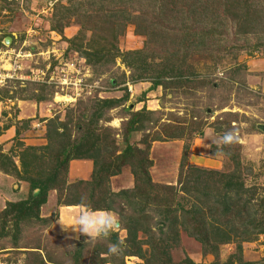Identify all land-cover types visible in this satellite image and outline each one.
I'll return each instance as SVG.
<instances>
[{
    "label": "trees",
    "instance_id": "16d2710c",
    "mask_svg": "<svg viewBox=\"0 0 264 264\" xmlns=\"http://www.w3.org/2000/svg\"><path fill=\"white\" fill-rule=\"evenodd\" d=\"M52 9L49 29L60 34L67 49L83 57L91 72L87 79L99 78L106 88L121 83L122 93L116 97L95 94L84 101L78 97L73 104L65 106L62 114L53 112L49 117H42L44 143L17 142V163L12 159L14 153L0 149V170L27 182L26 196L6 201L0 210V236L6 234V224L15 232V238H11L18 240L23 222H51L52 215L41 216L39 207L48 191L54 189L57 205L107 209L119 217L124 236L120 238L114 230L108 238L96 240L90 248L94 261L88 264H125V255L140 259L132 264H264V257L246 260L241 256L243 242L256 240L263 234L264 243V185L247 182L252 172L250 164L241 156V144L221 148L218 143H211L209 153L226 159L224 167L217 168L188 163L186 141L182 144L176 183L158 182L148 168L150 142L183 138L185 134L188 138L192 134L201 135V122L195 121V115L191 114L189 125H172L171 130L163 127L160 131L156 126L165 121L159 122L160 116L154 109L141 105L132 110V104L123 105L128 95L126 81H149L136 100L158 85L163 94L166 88H171L194 97L205 87L212 94L219 81L217 75L223 73L241 85L242 79L236 74L244 67L243 63L234 59L226 67L221 60L232 46L228 40L243 37L246 41L251 34L255 40L237 50L250 54L264 47V0H67V3L55 1ZM70 23H75L77 28L67 37L62 30ZM127 24L143 36L140 47L119 48L118 37ZM236 51L232 58H236ZM116 60L127 73L120 70L118 78L109 76L101 81L97 73L117 67ZM26 83L35 84L36 91L15 95V91L0 87V99L40 101L51 94V85ZM23 87L17 89L22 91ZM119 105L127 113L120 123L124 141L121 147L115 140L117 132L105 123L111 117L108 110ZM220 114L209 123L219 137L234 129L231 122L236 121L230 118L235 115L231 111ZM30 120H16L22 122V127L14 125L15 138ZM135 130L142 132L141 147L128 142L129 133ZM73 158L90 160L88 178L66 182L67 164ZM123 165L129 168L132 184L113 189L109 177L118 174ZM180 231L195 241L201 255L209 254L212 258L199 263L183 253L177 260L172 259L171 250L180 246ZM228 242L233 243L234 249L221 260L219 245ZM117 243H120L119 253L109 254V247ZM86 245L83 240H75L70 251L71 264L87 263L80 259ZM32 247L22 251L31 255V264H57L46 251L38 250L39 246Z\"/></svg>",
    "mask_w": 264,
    "mask_h": 264
},
{
    "label": "rangeland",
    "instance_id": "374dc122",
    "mask_svg": "<svg viewBox=\"0 0 264 264\" xmlns=\"http://www.w3.org/2000/svg\"><path fill=\"white\" fill-rule=\"evenodd\" d=\"M55 1L67 3V0H0V4L3 5L2 9H0V35L2 33V35H4L0 40V71H5L4 76H1L0 79V87H6L9 92L15 91V95H18L19 92L24 94L28 90L36 91L34 89L36 88L35 84L33 85L26 82L31 81L37 84L44 83L38 76L39 70L44 68V66L46 67L47 63L50 64V62L47 61H55L50 64L51 68H53L57 65V62L59 63V61H61L60 59H72L75 60L73 63L76 66L84 65L87 68L88 75L91 73L85 62L83 63V57L79 56L77 52L67 49V44L61 38L60 34L49 29V18ZM67 26H71L72 29H74L73 33L77 28L75 23H70ZM7 33H10L12 36V41H10L11 36ZM20 35H22V37H20ZM5 36L9 38L5 40ZM255 38V35L249 34L245 38L246 41L243 40V37L228 40V45L232 46L229 47L230 49L221 60L226 67L231 65L234 59L237 62L243 63L244 67H241L236 74L238 79H242V82H240L241 85L236 81L229 80L224 73H219L220 75H217L218 77H216V79L220 82L218 81V84L213 87L211 90L212 94H208L207 87L196 92L194 97L181 92L179 89L175 90L171 88H166V93L163 94L160 85L145 92L142 98V105L145 107L148 105V107H146L147 109H154L155 114L160 116V123L165 121L162 124L158 123L156 129L161 131L163 127L171 130L172 125L187 126L193 118L191 114L195 115V121L201 122L202 129L201 135L192 134L188 138L185 134L183 138H165L163 140H153L150 142L147 156L151 159V165L148 168L154 180L163 183H176L182 144L186 141L189 144L186 153V161L188 163L206 166L202 164L199 158L200 156L201 159L204 157L210 159L208 162L209 165L211 163H216V165L212 167L223 168L226 161L225 157L219 154L211 155V153H209L210 144L218 143L219 138V136L213 132L209 123L222 111H231V113L235 115L234 117H230L229 114L228 117L236 119V121L231 122V125L238 131L240 136L241 156L243 161L251 166L252 177H247V182L254 181L255 183L264 185V130L255 128L259 126L264 127V47H259L258 50H253L250 54L245 50H237L238 47L251 44ZM142 39L143 36L135 33L132 25L127 24L123 33L118 37L117 44L120 49L138 48L142 45ZM50 50H52L56 56H50ZM233 51H236V58H232ZM15 52H19L20 56H15ZM15 59L17 61V67L12 70L10 67L15 63ZM115 65L117 67L112 66L106 71H103V73H97L99 77L102 78L101 81L109 76L118 78L119 76L117 75L120 70H123L125 74L127 73L126 68L120 64L118 60H116ZM59 67L60 66H57L54 70ZM47 72L49 73L50 71L48 70ZM126 82L130 83L128 81ZM48 85H51V94L47 96V99L35 101L34 99L26 98L21 100L36 102L34 103L36 109H38V107L41 109L48 107L50 112L46 111L47 116L45 117L51 116L53 112L62 114L65 106L73 104L76 99L73 101H63V94H61L63 92L60 93L61 90H55L57 88L53 84ZM148 85V80H141L130 83V90H128L126 86L128 95L123 105L127 106L132 104V110L138 109L141 102H137L139 100H136V98H139L141 92L144 91ZM22 86H24L22 91L17 89ZM121 87V83L117 84L115 87L108 86L106 92L101 93L99 96H119L122 93ZM93 95H95V93L91 92L90 94H82L78 97L84 101L86 97H92ZM11 100L13 101L12 104L10 103ZM0 102V149L4 152L11 151V153H14L12 159L17 163V158L15 156L19 147L17 142L30 144L28 142L36 140L33 138H38L41 135L43 136V133L40 134V131L43 129L41 127H43L44 120L41 119L42 116L37 115L38 111L36 110L35 116H31L30 118L29 125L26 128H22L19 131L18 137L15 138V136H13L11 123H13V126L16 124L21 128L22 122H17L16 120L18 119H15L17 109L15 110L14 98L4 97L0 99ZM24 105L28 106L27 103ZM29 106L33 109V104H29ZM151 106H154V108H151ZM121 107L122 106L119 105L108 110L107 113L110 114L111 117L109 121L105 122L117 132L115 133V140L118 147L124 144L120 135V123L127 117V113L124 112V110H122L123 107ZM29 113L31 114V112ZM32 121H39V124L35 126L36 128L32 126ZM7 123L10 124L6 128L10 126V130L3 128V125ZM141 134V131H132L128 135V142L141 147L143 145L139 140L142 137ZM36 141V144H42L38 143L39 140ZM193 160L197 162H193ZM69 161L66 170V182L77 179L75 177L69 178L68 176ZM109 183L113 189L131 185L132 176L128 166L123 165L118 174L111 175L109 177ZM26 194L27 182L25 180L17 179L0 170V210L5 206L6 201L18 200L25 197ZM48 195L49 201L46 203L43 210L46 213L49 212V215H52L53 218L51 222L47 224L23 222L20 227V239L18 240L11 238H15V232L11 231L10 225L6 224V234L0 236V264H31V255L22 251H24V249H34L32 247L34 245L39 246L40 248H38V250L41 252L46 251L51 255L57 264H71L70 251L74 247L75 240L87 242V245L82 249L80 259L85 260L87 262L86 264L94 261L91 259L93 257L90 248L95 241H90L83 235H81L79 239H68L67 237L75 236L76 234L71 230L64 231L60 225L61 222L70 223L73 220L78 214L76 208L58 209V207L56 208L57 203L55 202L56 191L51 189L48 191ZM61 211H63L65 217L55 222L58 212ZM54 213L55 216H53ZM116 231L120 238L125 234L124 230L121 228H118ZM179 239L180 246L171 250L172 259L177 260L183 253L199 263L212 258L209 254L201 255L198 245L183 231L179 232ZM246 243L247 244H244L241 248V256L243 259H246L243 255L246 257L252 255L256 257V259L264 257L263 234L259 235L256 240L246 241ZM13 245H18V247L15 248ZM233 249L234 245L231 242L220 244L218 249L219 258L221 260L225 259ZM129 256L130 255H125L123 257L125 264H132L135 262L132 258H129ZM126 259L131 262L127 263ZM138 261H140V259ZM103 264L110 263L105 262Z\"/></svg>",
    "mask_w": 264,
    "mask_h": 264
},
{
    "label": "built area",
    "instance_id": "2783aa9c",
    "mask_svg": "<svg viewBox=\"0 0 264 264\" xmlns=\"http://www.w3.org/2000/svg\"><path fill=\"white\" fill-rule=\"evenodd\" d=\"M49 53L51 54L50 56L52 55L56 56L52 50H50ZM49 53H48V56H49ZM15 56L17 57L20 56L19 52H15ZM60 60L61 61H59V63L57 62V65L54 66L53 68H51L49 63H47L46 67L44 66V68L39 70L38 78L44 83L53 84L57 88L55 90H58V91L61 90L60 93L63 92L61 93L63 94L62 95V97L64 98L63 101H73L76 99V97L82 94L87 95V94H90L91 92H94L95 94L99 96L101 93L106 92V89H108L102 84H100L99 78L88 80L87 78L89 75L87 73V68L84 65L76 66L73 63L75 60H72V59H68V60L60 59ZM14 61L15 63H13V65H11L10 67L12 70H14L15 67H17L16 59ZM82 61L84 63V59ZM47 62H50V61H47ZM57 66H60V67L54 70V68H56ZM46 70L47 71L49 70L50 72L48 73ZM4 72L5 71H0V79H1V76H4L5 74ZM54 74H57V75H54ZM125 84L127 86V89L130 90V83L125 82ZM31 124L34 128H36L35 126L39 124V121H35V122L32 121Z\"/></svg>",
    "mask_w": 264,
    "mask_h": 264
},
{
    "label": "clouds",
    "instance_id": "9594fccd",
    "mask_svg": "<svg viewBox=\"0 0 264 264\" xmlns=\"http://www.w3.org/2000/svg\"><path fill=\"white\" fill-rule=\"evenodd\" d=\"M240 136L237 130L232 129L224 132L218 138V146L224 147L239 142ZM64 231L71 230L75 236H69L68 239H79L81 235L90 241L106 239L110 234L120 227L119 217L114 212L105 210H90L84 207L70 223H60ZM71 246V245H70ZM120 251V243L109 247V254L115 255Z\"/></svg>",
    "mask_w": 264,
    "mask_h": 264
},
{
    "label": "crops",
    "instance_id": "0c3cea01",
    "mask_svg": "<svg viewBox=\"0 0 264 264\" xmlns=\"http://www.w3.org/2000/svg\"><path fill=\"white\" fill-rule=\"evenodd\" d=\"M73 31H74V29H72V27L71 26H67V27H64L63 28V34L65 35V36H69V35H71L72 33H73ZM13 99V98H12ZM21 102V103H20ZM137 102H141V105H142V102H143V100L141 99V100H139V101H137ZM1 103V102H0ZM10 103L12 104L13 103V101L11 100L10 101ZM28 104V106H25L24 104ZM34 103H36V102H34V101H31V100H21V99H19V98H14V104H15V110L17 109V114H15L16 116H15V119H21V118H31V116H35V113H36V110L38 111L37 112V115L38 116H42V117H45V116H47V114H46V111H48V112H50V110H49V108L48 107H46V108H43V109H41L40 107H38V109H36V107H35V104ZM37 103H39V102H37ZM29 104H33V109L29 106ZM40 104V103H39ZM141 105H139V106H141ZM24 106V107H23ZM40 106V105H39ZM146 107H148V105H146ZM151 108H154V106L152 107L151 106ZM32 109V110H31ZM29 112H31V114L29 113ZM30 115H29V114ZM11 127H12V130L14 131V126H13V124H11ZM41 128H43V127H41ZM6 130H10V126L8 127V128H6ZM43 133V129H41V131H40V134H42ZM34 140L36 139V140H39V142L38 143H44V141H45V139L43 138V136L41 135L40 137H38V138H33ZM30 141V142H28V143H30V144H36V142L37 141ZM199 158H200V160H201V162H202V164H204V165H206V166H214V165H216V163H211L210 165L208 164V162L210 161V159H208V158H206V157H204V158H202L201 159V157L199 156ZM193 162H197L196 160H193ZM90 169H91V162H90V160L89 159H86V158H73V159H70V161H69V170H68V176H69V178H73V177H75V178H88V176H89V173H90ZM48 193H47V197H46V200H45V202H43L41 205H40V207H39V214L41 215V216H46V215H49V212L48 213H46L44 210H43V208H44V206H46V203H48V201H49V199H48ZM58 207V209H65V208H72V207H74V208H76V210H77V212L79 213L81 210H83V206L82 205H78V204H59V205H57L56 206V208ZM57 209V210H58ZM97 211H99V210H97ZM65 216H64V213H63V211H61V212H58V216L56 217V220H55V222H58V221H60V218H64ZM243 245L242 246H244V244H247L246 243V241L245 242H243L242 243ZM245 258H246V260H253V259H256V257H254V256H249V257H246L245 255H243ZM129 258H132L135 262H138V260H139V258L137 257V256H134V255H130L129 256ZM126 261H127V259H126ZM133 261V262H134ZM128 262H131L130 260L129 261H127V263Z\"/></svg>",
    "mask_w": 264,
    "mask_h": 264
},
{
    "label": "water",
    "instance_id": "95a60500",
    "mask_svg": "<svg viewBox=\"0 0 264 264\" xmlns=\"http://www.w3.org/2000/svg\"><path fill=\"white\" fill-rule=\"evenodd\" d=\"M7 38H9V37L5 36V40H7ZM259 127L264 130V127H262V126H259Z\"/></svg>",
    "mask_w": 264,
    "mask_h": 264
}]
</instances>
